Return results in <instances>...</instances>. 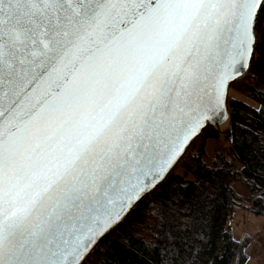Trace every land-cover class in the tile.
Listing matches in <instances>:
<instances>
[{
  "label": "water",
  "instance_id": "obj_1",
  "mask_svg": "<svg viewBox=\"0 0 264 264\" xmlns=\"http://www.w3.org/2000/svg\"><path fill=\"white\" fill-rule=\"evenodd\" d=\"M263 1L0 0V264H82L227 124Z\"/></svg>",
  "mask_w": 264,
  "mask_h": 264
},
{
  "label": "trees",
  "instance_id": "obj_2",
  "mask_svg": "<svg viewBox=\"0 0 264 264\" xmlns=\"http://www.w3.org/2000/svg\"><path fill=\"white\" fill-rule=\"evenodd\" d=\"M256 33L249 69L234 87L244 99L228 92L225 131L207 125L182 172L146 194L82 264H245L249 236L239 241L231 220L237 209L264 218V5ZM218 138L226 145L206 162L207 141Z\"/></svg>",
  "mask_w": 264,
  "mask_h": 264
},
{
  "label": "rangeland",
  "instance_id": "obj_3",
  "mask_svg": "<svg viewBox=\"0 0 264 264\" xmlns=\"http://www.w3.org/2000/svg\"><path fill=\"white\" fill-rule=\"evenodd\" d=\"M245 75L241 78L234 80L230 84L228 89L229 96H231L230 94H234L236 95V97L244 99L243 96L239 95V93L234 91V87L236 86L237 81L244 78ZM226 125L227 124L218 127L217 129H219V131L221 132H224ZM196 139H198V137ZM225 145L226 144L224 139H209L206 144V162H211L213 159V152L216 149H223V146L225 147ZM194 147H192V144L189 146L185 153V156L180 160V162L176 165L173 170L180 173L182 172L178 165L187 155L192 153V148ZM231 224L233 225V233L235 236L238 237L239 241L244 239L245 235L249 236L248 243L245 244V248L243 251L247 257L245 264H264V218L260 215L251 214L249 210L242 211L241 209H237L234 212V217L233 220H231Z\"/></svg>",
  "mask_w": 264,
  "mask_h": 264
},
{
  "label": "bare ground",
  "instance_id": "obj_4",
  "mask_svg": "<svg viewBox=\"0 0 264 264\" xmlns=\"http://www.w3.org/2000/svg\"><path fill=\"white\" fill-rule=\"evenodd\" d=\"M224 125H225V124H222L221 126H224ZM221 126H220V127H221Z\"/></svg>",
  "mask_w": 264,
  "mask_h": 264
}]
</instances>
